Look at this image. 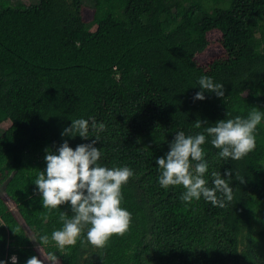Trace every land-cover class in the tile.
<instances>
[{
  "label": "trees",
  "instance_id": "16d2710c",
  "mask_svg": "<svg viewBox=\"0 0 264 264\" xmlns=\"http://www.w3.org/2000/svg\"><path fill=\"white\" fill-rule=\"evenodd\" d=\"M89 1L0 2V260L51 253L58 264H264V119L241 160L220 158L205 132L264 113V0ZM204 75L224 84V97L194 99ZM79 118L89 120V138L62 136ZM92 118L106 125L98 163L134 171L121 204L131 225L104 248L88 243L86 228L61 250L51 234L63 227L61 213L74 215L70 202L43 208L34 181L49 151L94 139ZM179 131L206 135L205 178L209 187L213 172L229 181L226 207L183 202V186L159 184L156 160Z\"/></svg>",
  "mask_w": 264,
  "mask_h": 264
},
{
  "label": "clouds",
  "instance_id": "9594fccd",
  "mask_svg": "<svg viewBox=\"0 0 264 264\" xmlns=\"http://www.w3.org/2000/svg\"><path fill=\"white\" fill-rule=\"evenodd\" d=\"M201 90L196 92L194 99L204 100L205 91L224 97V84L215 83L209 76H201L198 80ZM264 119V113L253 110L247 118L236 116L234 119L219 120L214 126L205 129L207 136L212 137L211 144L219 150L218 155L224 160H241L256 147L257 126ZM71 125L64 128L62 136L75 137L79 135L89 138L90 122L79 118L71 120ZM197 120L195 127H201ZM91 129L96 136L90 143L78 144L74 149L65 140L56 150L58 154L49 151L46 156V170L40 171L34 183L42 195V205L45 209H58L62 205H71V218L67 213L60 214L63 227L51 234L59 249L74 246L87 228V241L95 248H104L114 235L123 236L131 225V213L121 207L122 187L134 176V171L128 167H105L98 161L101 158L100 148L94 145L100 141V132L106 130L104 123L97 124L91 119ZM206 143V135L198 133L186 136L183 131L176 133L171 142L170 151L165 157H159L156 164L161 170L159 184L163 188L183 186L185 189L180 199L191 203L203 197L213 206L226 207L233 201L234 193L229 181L220 173L213 172V186H208L205 178L208 163L202 145ZM224 177L231 178L233 171L226 170ZM240 183H245L244 176L235 174ZM39 243L47 245V234L39 236ZM43 256V255H42ZM11 264H18L16 254L9 257ZM58 264V257L49 253L43 259L31 256L26 264ZM0 264H7L0 260Z\"/></svg>",
  "mask_w": 264,
  "mask_h": 264
},
{
  "label": "rangeland",
  "instance_id": "374dc122",
  "mask_svg": "<svg viewBox=\"0 0 264 264\" xmlns=\"http://www.w3.org/2000/svg\"><path fill=\"white\" fill-rule=\"evenodd\" d=\"M9 1L11 2V4L13 5H29L30 3H35V2H39V0H0V2L3 3H9ZM88 3H90L89 0H86ZM5 185L6 182H1L0 181V195L4 192L5 190ZM30 233L32 234V232L30 231ZM33 235V234H32Z\"/></svg>",
  "mask_w": 264,
  "mask_h": 264
}]
</instances>
